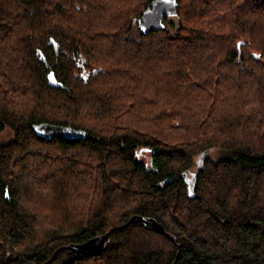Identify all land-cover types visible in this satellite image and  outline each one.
<instances>
[{
  "label": "trees",
  "instance_id": "trees-1",
  "mask_svg": "<svg viewBox=\"0 0 264 264\" xmlns=\"http://www.w3.org/2000/svg\"><path fill=\"white\" fill-rule=\"evenodd\" d=\"M152 1L0 0V264L264 263V0Z\"/></svg>",
  "mask_w": 264,
  "mask_h": 264
},
{
  "label": "water",
  "instance_id": "water-1",
  "mask_svg": "<svg viewBox=\"0 0 264 264\" xmlns=\"http://www.w3.org/2000/svg\"><path fill=\"white\" fill-rule=\"evenodd\" d=\"M176 6L177 1L176 0H153L149 6L143 11L140 20L139 25L142 28V30L146 33L156 30L159 27L162 26V19L163 16H174L176 13ZM49 42L52 44L55 53H57L58 44L54 42L52 39L49 40ZM239 44V43H238ZM239 45H237V48ZM36 53L39 55V59L45 63L46 66H48L43 54H41L40 50H37ZM48 83L51 86H57V87H63V85L56 80L53 71H50L47 75ZM47 135L50 137H79L84 138L85 134H81L79 132L70 131L68 128L61 126V125H53V126H46L43 130ZM188 191L191 192L192 188L191 186H188ZM192 193V192H191ZM130 222L134 223H143L146 226H149L153 228L156 232L165 235L168 237L171 241H175V238L170 235L168 232L165 231L164 227L161 223H159L156 219H154L151 216H142V215H131L128 220L118 226H115L108 231H106L103 234L92 236L86 240H84L81 243H70L64 246L58 247L52 254V257L55 256V254L63 249L66 248L70 251L75 252H81V253H93L101 251L105 243L108 241L110 233L113 229H122L125 226H127ZM179 252V245H177ZM176 254V256H177ZM49 263V260L47 261V264ZM176 259L173 260L171 264H175ZM264 264V263H263Z\"/></svg>",
  "mask_w": 264,
  "mask_h": 264
},
{
  "label": "rangeland",
  "instance_id": "rangeland-1",
  "mask_svg": "<svg viewBox=\"0 0 264 264\" xmlns=\"http://www.w3.org/2000/svg\"><path fill=\"white\" fill-rule=\"evenodd\" d=\"M12 136V131L9 128H5L0 132V142H6L8 141ZM206 156L215 158L218 157L220 155V151L217 149H209L206 151ZM200 159V156L197 155L194 157V164L193 166L190 167V169L186 172V177L189 178L192 176L193 173H195L197 171V164L198 161Z\"/></svg>",
  "mask_w": 264,
  "mask_h": 264
},
{
  "label": "bare ground",
  "instance_id": "bare-ground-1",
  "mask_svg": "<svg viewBox=\"0 0 264 264\" xmlns=\"http://www.w3.org/2000/svg\"><path fill=\"white\" fill-rule=\"evenodd\" d=\"M81 253V252H80Z\"/></svg>",
  "mask_w": 264,
  "mask_h": 264
}]
</instances>
